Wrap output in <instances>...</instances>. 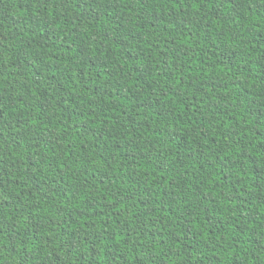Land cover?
I'll return each instance as SVG.
<instances>
[{
	"label": "trees",
	"instance_id": "trees-1",
	"mask_svg": "<svg viewBox=\"0 0 264 264\" xmlns=\"http://www.w3.org/2000/svg\"><path fill=\"white\" fill-rule=\"evenodd\" d=\"M0 264H264V0H0Z\"/></svg>",
	"mask_w": 264,
	"mask_h": 264
}]
</instances>
